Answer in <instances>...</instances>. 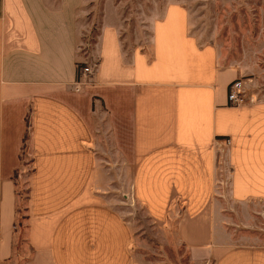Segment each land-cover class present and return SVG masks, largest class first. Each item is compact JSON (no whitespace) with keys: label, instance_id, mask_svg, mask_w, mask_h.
<instances>
[{"label":"crops","instance_id":"crops-1","mask_svg":"<svg viewBox=\"0 0 264 264\" xmlns=\"http://www.w3.org/2000/svg\"><path fill=\"white\" fill-rule=\"evenodd\" d=\"M92 1L0 0V264L12 261L25 140L26 264H131L133 231L110 204L120 190L151 220L174 219L192 260L264 264V243H232L215 206L225 143L230 199L264 203V97L229 105L243 68L198 39L179 2L151 21L145 49L128 46L119 4L104 0L80 53ZM77 63L93 71L76 88Z\"/></svg>","mask_w":264,"mask_h":264},{"label":"rangeland","instance_id":"rangeland-1","mask_svg":"<svg viewBox=\"0 0 264 264\" xmlns=\"http://www.w3.org/2000/svg\"><path fill=\"white\" fill-rule=\"evenodd\" d=\"M104 0H93V25L80 45L86 53L98 34ZM119 4L124 22V40L128 46L149 48L150 23L165 4L179 2L191 12L192 31L203 43L216 45L221 61L243 68L240 79L249 95L264 97V0H112ZM92 4V3H91ZM78 80V79H77ZM88 81V78H87ZM17 171V203L14 221L13 256L10 264H26L33 258L28 246L27 211L30 156L26 140L21 148ZM230 167L227 145L218 150L216 209L235 244L264 243V203H237L228 194ZM114 194V192H113ZM123 194L125 196H123ZM111 207L129 223L133 231L131 264H210L194 261L188 248L175 233L174 219L164 223L151 220L135 201L131 190L115 191Z\"/></svg>","mask_w":264,"mask_h":264},{"label":"built area","instance_id":"built-area-1","mask_svg":"<svg viewBox=\"0 0 264 264\" xmlns=\"http://www.w3.org/2000/svg\"><path fill=\"white\" fill-rule=\"evenodd\" d=\"M92 68L89 65H85L79 69L78 80L75 82L76 88L82 83H85L83 78H86L93 71ZM227 100L229 105L239 106L252 102L254 97L246 92L242 80L234 79L228 85Z\"/></svg>","mask_w":264,"mask_h":264},{"label":"trees","instance_id":"trees-1","mask_svg":"<svg viewBox=\"0 0 264 264\" xmlns=\"http://www.w3.org/2000/svg\"><path fill=\"white\" fill-rule=\"evenodd\" d=\"M83 66H84V64L77 63V65H76L77 76H78V73H79V69H80L81 67H83ZM16 195H17V193H16ZM16 211H17V210H16Z\"/></svg>","mask_w":264,"mask_h":264}]
</instances>
